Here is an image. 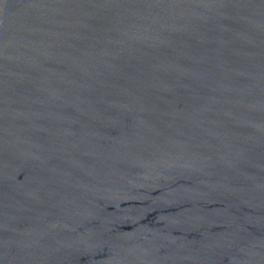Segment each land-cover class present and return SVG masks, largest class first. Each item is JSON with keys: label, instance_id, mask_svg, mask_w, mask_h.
Listing matches in <instances>:
<instances>
[{"label": "water", "instance_id": "water-1", "mask_svg": "<svg viewBox=\"0 0 264 264\" xmlns=\"http://www.w3.org/2000/svg\"><path fill=\"white\" fill-rule=\"evenodd\" d=\"M0 264H264V0H0Z\"/></svg>", "mask_w": 264, "mask_h": 264}]
</instances>
